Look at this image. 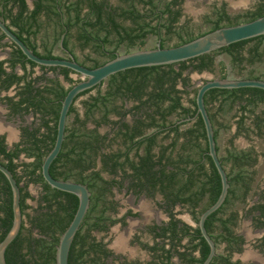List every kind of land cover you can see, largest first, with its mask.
I'll return each instance as SVG.
<instances>
[{"label":"trees","instance_id":"trees-1","mask_svg":"<svg viewBox=\"0 0 264 264\" xmlns=\"http://www.w3.org/2000/svg\"><path fill=\"white\" fill-rule=\"evenodd\" d=\"M118 1L126 3L135 0ZM6 2L8 4L10 0ZM13 2L18 6L17 15H12L10 8L5 10L7 13L5 18L19 29L17 36L29 49L45 58L54 57L49 50L45 55H40L36 44L29 39L34 33L31 29L35 27L41 11L46 12L44 17L47 22L51 21L57 25L60 37L65 34L64 49L67 48L66 36L71 35L81 47L91 46L94 54L106 57L108 61L117 56L114 50L118 45L126 43V46L131 47L151 34L157 36L161 48H165V40L161 39L162 32L163 35H172L182 15L180 9L172 12L168 6L165 7L164 12L158 14L153 10H146L143 13L134 8L123 10L121 6L105 8L103 1L96 0H36L35 9L29 16H23L28 12L24 0ZM152 2L153 0H149L145 5ZM179 4V0H174L173 5ZM165 13L168 14L166 18L163 16ZM262 16H264V0H257L251 10L233 17L226 12L225 5H222L209 32L221 27L238 25L240 18H245L246 23ZM153 21H156L154 26H152ZM124 22H129L130 26L125 27ZM23 33H26L25 37ZM3 39L4 36L0 34V48ZM194 39L196 38L188 37L185 40L180 37V43L176 46ZM112 44L116 45L114 49L107 50L106 47ZM220 53L229 56L232 70L238 68L237 75H241L245 64L252 66L261 63L264 67V36L238 42L175 65L127 70L110 77L107 80L108 87L103 93L99 92L102 83L76 97L68 114V116L74 115L73 120L65 129L62 149L49 169L54 179L71 180L86 185L91 192L90 208L72 242L68 264H106V259L111 254L101 241H97L92 236L91 232L94 230L107 232L106 222H109V225L118 222V220L109 221V217L106 216L108 208L115 212L116 207V203L109 202L108 198L113 197L112 185H119L120 189L125 181L129 183L128 189L135 194L159 196L167 213L170 214L169 227L163 228L162 234L165 240L170 239V244L174 242L173 251L165 249L164 245L150 248L153 260L148 264H172L171 260L174 257L181 264H201L205 260L209 247L200 236L198 227L191 228L182 223L175 218L177 213L173 210L177 207L186 209L197 224L200 214L210 207L220 194V178L207 154L202 120L200 116L192 120L196 114L197 90H189L191 74L207 72L215 75V56ZM18 64L23 70L26 66L31 69L37 67L15 48L9 61L11 73H6L3 68L4 62H0V90L8 91L12 86H17L18 100L5 99L11 112L27 113L32 109L38 112L42 119L41 125L36 129L22 130V142L16 144L12 152L6 151L3 139L0 138V164L13 174L19 185L23 217L18 236L5 251V262L6 264H55L56 246L76 212L78 199L71 194L50 188L42 178L41 164L54 145L61 102L69 88L63 86L58 78L44 79V87L35 88L33 80L27 81L25 76L14 74L13 69ZM102 64L104 63L94 62V65L88 68ZM40 68L51 72L59 70L64 82L69 85L74 83L70 78L74 73L66 68ZM252 74L253 72H250L244 79L262 80L261 77H253ZM226 78V74H221L219 79ZM93 90H96V95L83 103L85 112L80 116L76 112L74 103ZM191 92L193 98L188 99ZM204 100L214 128L215 141L218 130L223 126L218 122V116L232 112L236 106L238 109L231 117L236 118L237 113H240L237 134L248 131L245 129V121L249 119L246 114L250 109L254 131L259 136L263 134L264 112L259 115L254 112L256 108L264 107L263 90L212 89L206 93ZM128 102L133 104L129 110L126 109ZM128 117L131 118V123L125 121ZM186 119L192 121L187 122ZM191 122L190 128L182 129V126ZM88 124L94 127L88 128ZM102 127H107L109 130L102 133L100 132ZM41 128H44L45 133H41ZM115 144L121 148L115 150L113 147ZM216 150L219 151L217 143ZM247 151H251V169H253L257 164L258 155L253 149ZM20 154L34 159L33 163L24 164L25 173L30 178L29 183L40 185L44 193L39 197L34 209L27 204V200L32 198L24 187H20V180L15 173L14 160ZM236 156L248 155L241 152ZM119 173L121 178L118 182L115 180L109 182L102 177L103 174L116 177ZM253 176L254 172L251 171V183ZM229 193L231 194L232 190ZM203 201L205 202L201 208L200 204ZM256 209L262 212L261 217L264 216V203L258 205ZM27 210H31V214L27 213ZM219 213L220 210L208 217L205 228L214 241L216 250L221 241H224L228 252L216 253L210 264H243L231 258L233 251L241 252L242 243L241 238L235 237L227 227L232 225L231 217L235 215H229V218L222 222L225 232L221 235L214 226ZM11 224V190L6 178L0 173V242L6 236ZM184 239L188 240L186 245H182Z\"/></svg>","mask_w":264,"mask_h":264},{"label":"flooded vegetation","instance_id":"flooded-vegetation-1","mask_svg":"<svg viewBox=\"0 0 264 264\" xmlns=\"http://www.w3.org/2000/svg\"><path fill=\"white\" fill-rule=\"evenodd\" d=\"M13 1L10 0V2H8V4H7L6 0H0V20H2L5 23V25L17 36V33H19V29L17 27L13 26L9 19L5 18V15L7 14L5 12L6 9L12 8V15H14V16L17 15L18 6ZM96 1L97 2L103 1L105 4V8L118 7V6H114L113 3L111 2V0H96ZM116 1L119 3L118 0H116ZM24 2L26 4L28 12L24 13L23 16H29V14L35 9L36 0H24ZM145 2H149V0H140V1L135 0V1H129L126 3H119V4H123V6H122L123 10H129L131 8H134L135 10H137L140 13H143L146 10H153V12L158 13V14L161 12H164L165 7L168 6V8L172 12L180 9L181 14H182L183 13L182 5L185 2V0H179L180 4L177 6L173 5L174 0H153V2L147 6L145 5ZM146 4H148V3H146ZM161 6H162V8H161ZM45 15H46L45 11L40 12L38 20L36 21L37 23H36L35 27L31 29V32L35 33L36 31H38V32L41 31L42 25L44 23H48L45 20V17H44ZM163 16H164V18H166L168 16V14L165 13ZM49 22H51V21H49ZM153 22L155 24L156 21H153ZM52 26L54 27V30H53L54 34H56V37H57V33L59 32L58 27L54 22H52ZM38 32H36V34L33 33L32 35L29 36V39L31 42H33V43L36 42ZM0 34L3 35L1 32H0ZM23 36L25 37L26 33L25 34L23 33ZM64 38H65V34H63L60 37V39H56V40L59 42L60 50H62V53L65 56L64 57H57V56H53L52 54L51 55L54 58H61V59H70V56H72L74 58V60L76 62H78L76 57L71 53L70 48H69V46L71 44V43H69V40H70V38H72L71 35L66 36V39H67L66 40V46H67L66 49H64V47H63ZM1 45H2V47L0 48V62H4L3 68H4L6 73H11L9 61L12 58L13 50L17 47L14 46L9 41H7L5 36H4V39L1 41ZM37 52H38V50H37ZM38 53L40 55L46 54V53L41 54L40 52H38ZM36 66L37 67H34L32 69L29 68L28 66H26L25 69L23 70L21 65L18 64L13 69L14 74L17 76H20V77L25 76L27 81L33 80L34 84H35V88H43L45 85V80L46 79H53V78H58L63 86H65L66 88H70L71 85H69L63 81L62 76L59 74V70H57L55 72H51V71H47V70H42L40 68L41 66H38V65H36ZM74 75L75 74L70 75V78L73 81H74V79L72 78V76H74ZM74 83H75V81H74ZM194 88H195V85L191 80V86H190L189 90L192 91ZM17 92H18V87L15 85L12 86L8 91L0 90V112L2 113L1 114L2 118L0 119V138L3 139V142L6 146V151H8V152L9 151L12 152L14 150V146L16 144H19L20 142H22V139H23L22 130L28 129L29 131H31L33 129H36L39 125H41V119H42L41 115L38 112L33 111L32 109H29L27 111V113L24 111H21L19 114H13L11 112V110L9 109L5 99L12 98L14 101H17L18 100V97H16ZM92 92L96 93V90H93L84 96H87V95L91 94ZM94 96H89L88 99L90 100ZM75 103H74V107L76 108ZM83 107H84V105H83ZM236 110H235V112H236ZM76 112L78 113L77 109H76ZM84 112H85V110H84ZM237 114H238L237 117L236 118L232 117L231 121L234 122V125H236V128L238 130L237 122H239L238 119H239L240 113H237ZM83 115H84V113H83ZM83 115H81V116H83ZM71 116L72 115L67 117L66 127L68 125V119ZM218 117H219L217 119L218 122L223 125L219 130H225L227 128V126L224 125L222 120H220L223 117V115L221 114ZM128 119H130V120H128ZM128 119H126L125 121L131 123V118H128ZM72 120H73V117H72ZM87 127L93 128L94 125L88 124ZM40 131H41V133H45L44 128H41ZM240 134H237V135H240ZM241 135H243V134H241ZM218 137H219V135H217V141H218ZM217 141H216V143H217ZM230 142H231V144H233V140H231ZM113 152H115V151H113ZM241 152L246 153L248 155L246 157H249V158L247 159L246 157H243V156L237 157L236 154L239 155V154H241ZM217 154H218V158L222 164V167H223V169L227 175L228 182H229V189H228V193H227V196L225 198V201H224V203L226 202L227 204L223 203V205L218 209V210H220V213L217 215V221L214 222V226L216 227L217 233L223 235L225 232V226L222 222L224 220L228 219L229 215H231V214L235 215V217H231L233 219L232 225L227 224L228 225L227 227L233 232L235 237L241 238L242 243L240 245L241 252L238 253V252L233 251L231 258L233 261H240L243 264H257L256 263L257 260L255 258L258 259V256H261V254H264V225H263L264 216L261 217L262 212L256 209V207L258 205H261L264 203V199H263V197H264L263 196L264 195V179H262L258 184L255 185V182H254L255 177L253 176V181L251 183V171H254L253 169L257 166V164H255L253 169H251V151H247V150H239V151L224 150V151L220 152V149H219ZM261 157L264 158V154H261ZM26 160H29L30 163H33V161H34L33 158H27V157H25L24 154H20L18 156V158L16 160H14V164H16L15 173H16V176L18 177V179L20 180V187H24L32 198L31 200H27V204L29 201H36V203H37L39 200V197L43 196L44 193H43L42 187L40 185L29 183L30 178L25 173L24 164H30V163H26L25 162ZM257 163H258V160H257ZM104 175H106V176H104ZM254 175H255V173H254ZM120 176H121L120 173L116 177L112 176L110 174H103L102 175V177L109 182L112 180H115L118 182L121 178ZM68 181H71V180H68ZM128 184L129 183L126 181L123 182L122 187H120V189H119V185L113 184L112 188H111V193H112L113 197L108 198L109 202L114 201L116 203V207H115V212H113V209L108 208L109 210H108L106 216L109 217L108 218L109 221L110 220H118V222L113 224V225H109L110 223L106 222V225L108 227L107 232H99L97 230H94L93 232H91L92 236L95 237L97 241H101L105 245L106 249L111 254L110 256L107 257L106 264H148L153 260L152 253L149 250H150V248L155 247V246L158 247V246L164 245L165 249H169L171 252L173 251L172 244L174 242L170 244V239L165 240V238L162 234L163 228L169 227L171 220H170V214L167 213L165 206H163V203H162L160 197L159 196L149 197V196H146L145 194H135L131 190L128 189ZM32 186H38L39 187V193H38L37 198H35L32 195V193L30 192V189ZM254 189H255L256 193L254 194V198L251 200V192L254 191ZM231 190H232V193L230 194L229 192ZM115 191L124 192V194L131 196L132 199H134V201H136V202H138V200L141 198L143 200H149L151 202V204L154 207H156L157 209H161V208L163 209L162 210L163 213L161 214V215H163V217L160 219H157L153 214L151 215V217H147L146 215H142L140 210L134 211V208H132V207H134L136 205V202H135V205L130 203L129 204L130 206L126 207L127 208L126 211L122 212V208L120 207V202L118 200L114 199ZM90 201H91V195H90ZM109 206L112 207L111 205H109ZM89 208H90V205H89ZM173 212L175 213V210H173ZM175 218H177V217L175 216ZM190 218L192 221H194L191 216H190ZM177 219L181 220L180 218H177ZM84 220H85V218H84ZM84 220H83V222H84ZM130 221H133V222L136 221V223L131 225ZM181 221H182V223L186 224L187 226H189L191 228L197 227V224L195 221H194V223L196 225L194 227L188 222H185L183 220H181ZM83 222H82V224H83ZM82 224H81V226H82ZM241 226L243 227L242 230L239 229ZM245 227H248L249 231H246ZM115 229H118L119 232L124 231L126 233V238H125L126 240L124 239L123 242H122V240H119L116 245H115L114 240L112 242L110 239H108L106 241L104 240L105 237H110L113 234V231ZM98 236H100V237H98ZM142 237H148L150 242L148 243V242L143 241ZM187 241H188L187 239H184L182 241V245H186ZM119 242H120V244H119ZM226 247H227V245L225 244V242L221 241V243L218 246L219 249L216 250V253H220V254L227 253L228 251L226 250ZM137 249L141 250L142 252H145L149 256V261L142 262L140 260L130 259L131 256L134 255L135 250H137ZM249 250L251 251V254H249L250 258L248 260H246L247 258L244 260L242 256H244V254ZM195 256L196 257L198 256L197 252L195 253ZM175 261L179 262L178 259L176 257H174L171 260L172 264H175L176 263ZM179 264H181V263L179 262ZM262 264H264V263L262 262Z\"/></svg>","mask_w":264,"mask_h":264},{"label":"water","instance_id":"water-1","mask_svg":"<svg viewBox=\"0 0 264 264\" xmlns=\"http://www.w3.org/2000/svg\"><path fill=\"white\" fill-rule=\"evenodd\" d=\"M0 32L5 36L7 41L20 50L28 61L46 68H66L80 78V81L70 86L61 102L54 145L41 164L42 178L50 188L71 194L78 199L76 212L65 231L61 234L55 250V264H68L70 248L88 212L91 193L86 185L54 179L49 169L62 149L67 117L76 97L87 90L101 85L110 77L127 70L175 65L210 54L238 42L264 36V16L250 22L221 27L179 46L161 48L160 44H158L153 50L117 55L114 59L95 68H88L79 64L72 56H70V59H61L44 58L36 55L2 20H0ZM242 88H256L264 91V80L213 79L202 83L197 88L195 95L196 114L192 119L200 116L202 120L207 142V154L216 169L221 183V190L217 200L200 214L197 222L200 236L209 247L208 255L201 264H210L216 255V246L207 233L205 222L211 214L216 212L223 205L229 189L227 175L218 158L214 128L207 112L204 99L206 93L212 89L234 90ZM189 120L190 119H186L185 121L188 122ZM0 173L6 178L12 195V224L6 236L0 242V264H6L5 251L18 236L21 230L23 217L20 207L19 185L13 177V174L2 164H0Z\"/></svg>","mask_w":264,"mask_h":264},{"label":"rangeland","instance_id":"rangeland-1","mask_svg":"<svg viewBox=\"0 0 264 264\" xmlns=\"http://www.w3.org/2000/svg\"><path fill=\"white\" fill-rule=\"evenodd\" d=\"M257 0H185V2L182 5L183 8V13L181 15V18L179 19L176 29L174 30V33L172 35H163L164 32H162V37L161 39L165 40V48H170L174 47L177 44L180 43L179 38L187 39L188 37L192 38H197L200 35L209 32L212 27L213 23L217 19V13L218 10L222 7V5H225V10L226 12L231 16H236V15H242L244 12L251 10L254 5L257 3ZM114 6H123V4H119L116 0H111ZM162 8V6H161ZM51 23V24H50ZM239 24L245 23V18H240L238 20ZM123 25L125 27H129L130 23L129 22H124ZM154 22L152 23V26H154ZM222 25H224L222 23ZM54 27L52 26V22L44 23L42 25L41 31L38 32L37 35V40H36V45H37V50L41 54H45L48 50L51 52L53 56L57 57H64L62 50H60L59 47V42L56 39H59L60 36L57 33L54 34ZM76 33V31H75ZM74 33V34H75ZM180 36V37H178ZM70 46V51L71 53L76 57L77 61L86 66V67H91L94 65V62H98L99 64L105 63L108 61V58L106 57H101L96 54H94L93 49L91 46L88 47H81L79 43L75 40V38H70L69 40ZM160 43V39L155 36V35H147L142 41H138L135 43L134 46L128 47L126 46V43H122L118 45V47L114 50L117 55H124L132 52H137V51H145V50H153L156 48V46ZM251 45V44H250ZM115 44L109 45L106 47L107 50H113ZM215 68H216V73L215 75L210 74V73H202V74H196L193 73L191 74V80L195 85V88L193 90H197V88L204 82L213 80V79H219L221 77V74H226L227 78L230 80H237V79H244L250 72H253L252 76L253 77H261L262 80H264V67L261 65V63H256L254 65H246L245 68L242 69L241 75H237L238 68H234L232 70L230 66V58L227 54L225 53H220L215 56ZM75 82L80 81V78L78 76H72ZM108 87V81L106 80L103 85L99 88V92L103 93ZM96 93L92 92L91 94L87 96H83L79 98L76 101V109L80 115H83L84 113V107L83 103L88 102L89 96H94ZM193 98L192 92L188 96V99ZM127 107H131V103L127 104ZM226 109V107H225ZM237 109V106L234 108L232 112L229 114L222 113L223 117L220 119L223 121L224 125L227 126L225 130H219L218 131V147L220 149V152L224 150H234V151H239V150H250L253 149L255 153L258 155V163L257 166L253 169L255 175H254V182L255 185L258 184L262 179H264V158L261 157V154H264V132L262 135H258L253 127H252V117H251V109L250 112H248L247 119L245 122V129L248 131H243L241 134L243 135H237V128L236 125H234V122L231 121V115L235 113V110ZM256 115H259L261 112H264V107L260 106L254 110ZM1 112H0V119L1 117ZM73 115L68 119V124L69 122L72 121ZM129 118V117H128ZM127 118V119H128ZM219 118V117H218ZM192 126L191 123H187L186 125L182 126V129H187ZM91 127V126H90ZM100 132L104 133L107 132L106 127L100 128ZM237 135V136H236ZM231 140H233V144H231ZM230 142V143H229ZM231 145V146H230ZM115 150H119L121 147H119L117 144L114 146ZM26 163H30L29 160L25 161ZM106 176V175H104ZM30 192L32 195L37 198L38 193H39V187L38 186H32L30 189ZM256 193L255 189L254 191L251 192V200L254 198V194ZM114 199L118 200L120 202V207L122 208V212L126 211V207L130 206L129 204L132 203L135 205L134 199H132L131 196H128L124 194V192H119L115 191L114 193ZM37 200V199H36ZM134 202V203H133ZM203 201L200 204V207L204 205ZM28 204L34 209L37 206L36 201H29ZM134 211L140 210L142 215H146L147 217H151L153 214L157 219H160L163 217L161 215L162 208L157 209L154 207L149 200H143L142 198L136 202V205L134 207ZM31 210H27V213L31 214ZM175 213L177 218H180L181 220L190 223L193 227L196 225L194 221L191 220L189 213L187 212L186 209L177 207L175 209ZM136 221H130V224L133 225L135 224ZM129 224V225H130ZM246 226V225H245ZM240 230L243 229L241 226L239 228ZM246 231H249L248 227H245ZM251 235V234H250ZM100 237V236H98ZM126 238V233L124 231L119 232L118 229H115L113 231V234L110 237H105L104 240L110 239L111 242L114 240L115 245L119 240H123ZM143 241L145 242H150L148 237H142ZM126 240V239H125ZM120 244V242H119ZM219 249V248H218ZM251 251H247L243 257V259L248 260L250 258ZM130 259L134 260H140L142 262L149 261V256L145 253L142 252L141 250L137 249L135 250L134 255L131 256ZM257 261V264H262L264 263V254H261V256H258V259L255 258ZM175 264H179V262L175 261Z\"/></svg>","mask_w":264,"mask_h":264},{"label":"crops","instance_id":"crops-1","mask_svg":"<svg viewBox=\"0 0 264 264\" xmlns=\"http://www.w3.org/2000/svg\"><path fill=\"white\" fill-rule=\"evenodd\" d=\"M128 103H131V102H128ZM128 103H126V108L129 110V109L132 107L133 104L131 103V107L128 108V107H127V104H128ZM80 116H81V115H80ZM128 120H130V119H128ZM106 129H107V131L109 130L107 127H106ZM217 145H218V144H217ZM256 187H257V186H256Z\"/></svg>","mask_w":264,"mask_h":264}]
</instances>
